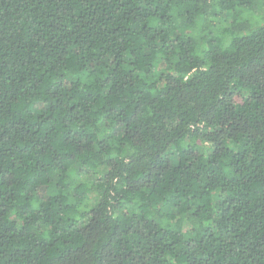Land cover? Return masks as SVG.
<instances>
[{"label": "trees", "instance_id": "16d2710c", "mask_svg": "<svg viewBox=\"0 0 264 264\" xmlns=\"http://www.w3.org/2000/svg\"><path fill=\"white\" fill-rule=\"evenodd\" d=\"M264 0H0V264H264Z\"/></svg>", "mask_w": 264, "mask_h": 264}, {"label": "rangeland", "instance_id": "374dc122", "mask_svg": "<svg viewBox=\"0 0 264 264\" xmlns=\"http://www.w3.org/2000/svg\"><path fill=\"white\" fill-rule=\"evenodd\" d=\"M257 16H263L264 15V10L261 9V6L256 10V14Z\"/></svg>", "mask_w": 264, "mask_h": 264}]
</instances>
